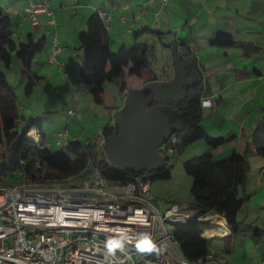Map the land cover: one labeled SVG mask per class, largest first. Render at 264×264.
Returning a JSON list of instances; mask_svg holds the SVG:
<instances>
[{
    "label": "crops",
    "instance_id": "obj_1",
    "mask_svg": "<svg viewBox=\"0 0 264 264\" xmlns=\"http://www.w3.org/2000/svg\"><path fill=\"white\" fill-rule=\"evenodd\" d=\"M41 2L48 3L52 16L37 14L36 26H33L24 16V10L30 4ZM0 7L17 13L10 14L12 39L16 45L45 39L42 52L32 65L33 74L41 78L36 87L54 88V93L62 100L59 112L51 113L53 115L46 119L56 132L50 140L45 132L41 133L48 150L50 144L58 145L60 133L66 135L58 145L61 149L70 141L92 143L105 125L113 123L114 114L124 107L129 91L141 88L151 78L156 83L173 80L175 55L192 59L193 64L186 68L187 75L196 72L190 68L194 66L199 72L200 84L207 79L217 84L216 90L203 88L200 98L208 101L209 106L203 107L201 127L209 137H231V140L213 150L203 143L199 150L182 158V163L205 152H210L214 161L225 160L233 153L247 152L249 169L243 191L247 199L238 211L237 220L242 226H251L264 233V159L257 156L253 148L254 132L264 119V0H168L166 5L159 0H0ZM97 11L108 17L103 23L109 49L114 54L122 47H131L135 35L146 30L137 42L148 46L149 68L142 82L139 80L138 86L121 93L114 106L106 104L105 99L104 105L92 102L89 88L79 82L82 58L79 35L85 31L87 18ZM217 33L232 35L237 45L227 49L211 46L210 40ZM54 39L61 52L58 62L49 65L46 58ZM152 53L162 57L161 65L151 60ZM21 110L23 118L30 119L25 107ZM42 123L41 120V127ZM174 203L190 206L170 202ZM201 231L207 240L228 242L230 235L220 216L204 222ZM235 240L234 246L239 249L238 263L258 264L264 260V254L257 251V240H264V236L259 239L238 236ZM217 248L225 252L223 244L217 243ZM208 256L211 257L209 253Z\"/></svg>",
    "mask_w": 264,
    "mask_h": 264
},
{
    "label": "trees",
    "instance_id": "obj_2",
    "mask_svg": "<svg viewBox=\"0 0 264 264\" xmlns=\"http://www.w3.org/2000/svg\"><path fill=\"white\" fill-rule=\"evenodd\" d=\"M13 24L9 14L0 7V62L7 68L10 65L11 54H15L21 66V75L26 79L24 93L30 96L33 88L41 79L33 74L34 58L42 52L45 39L33 43L16 45L12 39ZM146 31V30H145ZM141 30L135 35L134 44L112 53L109 49V37L104 23L97 13L87 18L85 31L79 35V44L82 51L79 82L89 88L92 102L104 105V86L116 81L125 75L142 80L149 68V49L144 43L137 42ZM210 45L216 48L227 49L237 45L230 34L217 33L210 40ZM196 71L198 83L189 89H183L184 98L179 103H171L162 110V114L171 124L179 123L182 128L171 137L176 138L173 151L168 153L163 146L160 155L165 159V165L150 173L136 174L115 171L110 168L103 154L92 143L81 144L79 141H70L63 147L58 156L63 158L65 172H59L57 164L52 166L48 159L52 153L47 147L40 148L28 137L31 129L41 127V119L25 121L20 116L15 88L0 74V186H10L14 183L27 182L31 184L59 183L64 179L81 174L88 163L94 165L105 182L118 185L133 184L137 181H168L171 179V162L174 157L180 156L191 144L202 141L209 150L217 149L231 140L229 138H211L201 127L203 108L201 106L202 84L199 81V72ZM148 79L145 83L154 81ZM121 93L127 90L123 83L119 86ZM133 91V90H131ZM129 91L127 94H129ZM145 106L153 105L151 95L146 96ZM125 107V105H124ZM124 107L121 111L124 110ZM23 127V130L19 129ZM119 128L107 124L101 132L105 141L116 135ZM42 136V134H40ZM43 142V138H40ZM254 153L264 159V119L257 126L253 135ZM248 153L242 155L233 153L227 159L214 161L210 152H205L195 158L182 163V168L188 177H191V203L189 209L197 216L215 214L222 217L230 231L228 243L238 236H249L259 239L264 236L262 231L251 226H242L237 220V214L247 197L244 196L248 174ZM178 241L183 257L189 262H201L208 256V241L201 237L199 222L193 221L178 227L173 233Z\"/></svg>",
    "mask_w": 264,
    "mask_h": 264
},
{
    "label": "built area",
    "instance_id": "obj_3",
    "mask_svg": "<svg viewBox=\"0 0 264 264\" xmlns=\"http://www.w3.org/2000/svg\"><path fill=\"white\" fill-rule=\"evenodd\" d=\"M96 13L102 22L108 19L105 13ZM37 14L52 16L47 2L24 10L33 26ZM60 52L54 39L46 62L55 65ZM201 106L208 107L209 102L201 100ZM37 131L31 129L28 137L38 147H47ZM65 138V133L58 134L57 144ZM168 140L164 147L171 153L176 138ZM105 142L100 135L92 144L102 150ZM151 196L148 181L124 186L105 182L92 163L59 183L0 186V264H219L210 256L201 262L187 261L173 235L178 227L196 221L201 228L218 215L197 216L175 203L160 211ZM145 236L150 250L138 247Z\"/></svg>",
    "mask_w": 264,
    "mask_h": 264
},
{
    "label": "water",
    "instance_id": "obj_4",
    "mask_svg": "<svg viewBox=\"0 0 264 264\" xmlns=\"http://www.w3.org/2000/svg\"><path fill=\"white\" fill-rule=\"evenodd\" d=\"M193 60L174 56L175 78L169 82H151L131 91L125 98L123 111L114 114V125L119 128L102 147L110 168L127 173H150L165 165L160 149L169 137L181 130L179 123H169L162 110L184 98L183 89L198 83L195 73L187 75L186 68ZM151 95L153 105L145 106L146 96Z\"/></svg>",
    "mask_w": 264,
    "mask_h": 264
},
{
    "label": "rangeland",
    "instance_id": "obj_5",
    "mask_svg": "<svg viewBox=\"0 0 264 264\" xmlns=\"http://www.w3.org/2000/svg\"><path fill=\"white\" fill-rule=\"evenodd\" d=\"M17 42V39L15 40ZM38 56H36L37 58ZM151 60L153 59L156 64L162 63V57L158 53H152L150 56ZM213 58V57H212ZM0 74L4 75L7 78L8 82L15 88V93L17 97V103L19 106L20 116L23 118L22 114V106L25 107L28 120H33L35 118H40L42 120V127L38 129L37 132L46 133V138L50 140L52 134L56 131L54 126H51L49 122L46 120L49 116L53 115L51 113L59 112L62 106L61 97L58 96L57 93H54V88H44L36 86L33 88V92L30 96H26L24 93V88L26 85V79H24L21 75V66L17 62L15 54H11L10 65L7 68L4 66V63L0 62ZM142 82V80H140ZM207 82V83H206ZM125 84L127 89L134 88V86L139 85V80L125 75L124 77L118 79L116 83H108L105 85V102L109 106H114L116 101L120 99V90L119 86L121 84ZM202 88L210 87L212 90H216L217 84L215 80L207 79L202 83ZM136 88V87H135ZM208 111H204V116L206 117ZM211 128V127H210ZM209 128V129H210ZM23 130V127L19 129ZM213 131L214 129H210ZM216 137V136H215ZM211 138H214L211 136ZM215 139V138H214ZM85 142V141H84ZM203 145L202 141H198L196 143L191 144L185 152L182 153L181 156H176L172 159L171 162V179L168 181H156L150 184V192L153 197L154 204L158 207L160 211H164L170 202H178L184 206H188L191 203L190 196V187L192 184L191 177H188L183 168H182V158L190 156L196 150H199L200 146ZM204 147V146H203ZM49 151L52 152V156L48 159V162L52 166L57 164L59 166L56 169L59 172H65L66 167L63 163V158L60 156H56L54 154L59 155L61 151L60 146L55 145L54 143L50 144ZM99 154H103L101 149H98ZM81 179H76L73 181L79 182ZM14 184H17L14 183ZM11 186V185H10ZM236 238L232 239L230 243L217 239H210L208 241V253L213 257V259L219 264H240L237 259V251L239 250L234 246ZM218 244H223L225 246V252L222 253L220 249L217 248ZM257 251L260 254H264V240H257Z\"/></svg>",
    "mask_w": 264,
    "mask_h": 264
},
{
    "label": "clouds",
    "instance_id": "obj_6",
    "mask_svg": "<svg viewBox=\"0 0 264 264\" xmlns=\"http://www.w3.org/2000/svg\"><path fill=\"white\" fill-rule=\"evenodd\" d=\"M138 247L141 250H150L151 248L150 240L146 236L142 237L141 242L138 244Z\"/></svg>",
    "mask_w": 264,
    "mask_h": 264
},
{
    "label": "bare ground",
    "instance_id": "obj_7",
    "mask_svg": "<svg viewBox=\"0 0 264 264\" xmlns=\"http://www.w3.org/2000/svg\"><path fill=\"white\" fill-rule=\"evenodd\" d=\"M221 226V225H220Z\"/></svg>",
    "mask_w": 264,
    "mask_h": 264
}]
</instances>
